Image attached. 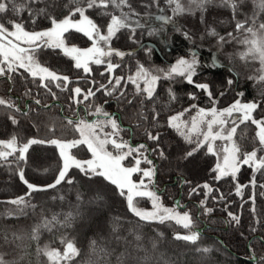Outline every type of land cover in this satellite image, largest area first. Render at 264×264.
I'll list each match as a JSON object with an SVG mask.
<instances>
[{"label":"trees","instance_id":"trees-1","mask_svg":"<svg viewBox=\"0 0 264 264\" xmlns=\"http://www.w3.org/2000/svg\"><path fill=\"white\" fill-rule=\"evenodd\" d=\"M19 2V0H17ZM67 0H61V8L56 10V14L61 16L64 14L62 4ZM187 4V0H184ZM133 7L139 12H145V9L140 6V0H132ZM33 7H44L43 4L34 5ZM161 7L167 9V5L161 0ZM153 15L157 14L155 7L149 9ZM170 10L166 12L169 13ZM253 12L252 0H246V3L241 8V13H247L249 16ZM27 12L21 14L22 18L27 20ZM92 18L98 23L104 22L107 18H101L96 13H90ZM206 20L201 23V13L196 12L195 15L184 14L175 17L177 23L183 29L191 34L192 37L200 41L195 44L194 41L184 39L181 33L175 31L172 25L166 26L165 32L159 36H148L147 32L141 36L137 32V39L143 41H152L156 48H152L150 57L144 54L142 48L135 51V55L125 56L123 60L113 56V63L122 64L121 68L116 69L115 75L127 77L130 73L136 70L137 62L145 65V67L158 68L166 67L172 64L178 57L187 54L191 50H197L200 56L202 66L196 70L193 80L196 83H207L213 96L216 97V107L225 106L236 99L242 101L261 100L260 93L264 92V84H257L253 80H249L250 76H258V69L261 67L258 60L249 59L247 62L240 59V53L246 51V46L239 43L243 40L245 33L235 31V21L232 18V13L229 9L218 6H209L208 10L203 14ZM245 17L238 14L237 19L243 20ZM264 21V15L260 17ZM154 20L150 21L154 27ZM159 23V22H158ZM50 26L46 20L41 17L35 25L36 30ZM29 27L32 26L29 24ZM215 28L221 36L227 37V33L232 32L236 40H230L222 47H217V37L207 35V28ZM127 32L122 31L116 38L112 40V44H118L120 49H131L138 45L131 43L127 39ZM69 44L76 46H87L90 41L80 33L73 32L66 41ZM213 54H216L217 62L221 67H211ZM41 61L50 69L55 70L58 74L67 75L71 83L67 88H60L53 82L49 85L51 92L46 88L39 87V81L33 83L31 77L22 79L16 76L13 82L7 79L0 78V97L7 99L9 96L16 100V103L23 111H28L27 116L20 113H14L18 125L14 126L7 118V109H0V140H7L12 134L20 137L21 141L28 138H36L40 140L60 139L67 140L76 138L79 133L74 131V127L68 124V119L77 120L83 117L87 120L93 119L95 116L87 115V112L94 111L96 105H102L104 110L119 115V123L123 128H131L132 132L124 131L121 137L124 140H130L131 144L137 145L140 143L148 144L150 148L156 145L149 141L144 135L146 128H151L153 132H160V145L165 152V159H160L158 154H151V159L154 161L157 173L154 176L155 188L159 195V199L163 204L175 205L174 200L179 196V210L189 212L193 218V230L200 233V238L196 245L187 243L182 240H175V233H187L188 230L177 225L175 221H165L163 224L159 222L144 223L138 220L131 212L128 211L126 199L117 194L114 185L105 181L100 177H92L89 179L79 169L71 168L69 170V178L74 180V184L69 185L62 182L54 189L47 191H37L31 194L28 199L31 204L36 205L35 209L28 207L23 210V214L9 217V210H15L16 206L0 203V236L7 234L9 239L12 238V233L25 237L23 241H17L22 245V249H15L13 254H19L22 250L30 255L26 258L31 264H47L46 257L40 256L37 258L36 247L37 242L27 239L31 234L32 228L40 223L42 217H51L53 213L63 214L69 211H76L75 205L77 193L82 196L80 203L81 215L76 218L71 228H57L53 233L47 231L41 232L39 246L43 247L49 244L53 248H62L59 243V238L62 235H67L70 239H75L76 245L81 249V254L77 258L76 264H82L84 260L89 258L88 244L91 239H96L98 242L106 246L110 251L114 249L113 255L108 259L111 264H117L116 257L120 253L129 254L125 260V264H137L134 257L145 255L144 252L135 250L136 241L133 235L129 234L130 230H135L142 235L141 243L148 249V254L153 257L151 264H162V260L170 261V264H247L245 255L247 245L251 242L255 246L256 255H264V247L256 243L253 237L264 236V188L256 187L255 189L249 185L252 178V170L247 165L241 167L237 173L236 180L233 181L230 177H225L219 181L215 180L214 173L211 169L214 167L215 156L207 154V148L204 147L195 152L193 156L184 159L187 151H190L195 144H188L180 137L174 129L167 126L168 116L172 113L181 112L184 109L190 108L192 104L198 107H209L212 103L208 96L203 91L189 84L181 77H176L173 80H163L158 82L156 89L155 105L152 102L147 103L143 109L140 106V98L136 99L133 106L129 107L126 103H118L116 99L104 96L102 92H98L94 98H90L82 103L74 101L71 89L81 87L84 90L88 88L99 87L100 83H108V74L101 76L100 73L105 70L104 65L90 64V74H86L82 69L74 67V61L64 56L59 50H45V53L40 57ZM229 68H233L235 73L229 72ZM27 76V74H25ZM231 77L234 83L229 87L226 83ZM97 81L95 85L91 81ZM63 81L61 84L63 85ZM9 88L12 89L9 92ZM171 88L176 95V99L170 101L167 89ZM31 90V95L26 96L24 93ZM224 95L221 96L220 92ZM244 92L243 97L237 96L238 92ZM133 87L128 86V94L131 96ZM55 94V96L52 95ZM195 94L197 99H189V94ZM35 99H39L41 103L35 104ZM83 100V97H79ZM108 102L105 104L104 101ZM45 105L48 107L46 108ZM155 106L156 111L160 113L159 127H152L151 116L152 108ZM197 107V108H198ZM196 108V109H197ZM185 113L184 118H189L196 110ZM143 112L148 119L140 120L136 115L138 112ZM256 118L264 116V104L253 114ZM140 123V127L136 124ZM256 128L250 122L239 124L236 134L233 139L240 145L242 152H248L255 147H258V141L255 138ZM112 149L111 145L107 146ZM114 151V149H112ZM72 154L80 159H88L90 153L86 147L72 149ZM258 155H264V151L258 152ZM11 159V158H10ZM125 165H132V159L123 162ZM62 166V160L59 156V151L54 145L50 144H34L30 147L27 154V162L22 163L24 168L25 178L36 185H47L53 183L58 170ZM141 167L147 168L149 165L142 164ZM16 164L11 167L0 164V201H8L17 196H24L28 191L25 184L17 174ZM138 174H133V179L136 180ZM188 181L190 183H184ZM208 183L214 191L209 193L206 200V205L213 208L214 211L205 215L203 209L198 205L201 200H205V190L197 188L196 193L189 195L192 188L197 185ZM236 183L249 185L242 190L241 195L236 194ZM256 184H264V174L256 173ZM218 190V191H217ZM224 194L227 201H218L212 197H219ZM255 194L256 218L261 221L256 224L254 217L250 211L253 204L248 200L250 196ZM64 196V200L59 199ZM97 196L102 197L96 200ZM56 199H53V198ZM137 205L148 207L149 199L146 197H137ZM245 201H248L245 203ZM225 203L228 204L225 210ZM243 205V206H241ZM176 206V205H175ZM231 211L240 216L241 223L237 227L234 222H230L228 212ZM119 218V231L113 233L112 228L117 223ZM250 226H255L257 231L252 233L249 231ZM163 233V236H159ZM243 233V235L241 234ZM115 235L127 238V242L121 241L117 243L114 239ZM156 240L158 247L155 251L151 249L150 241ZM3 241L0 240V244ZM24 245L28 247L23 248ZM211 247L213 249L210 257L205 260L202 254L197 253L195 248ZM14 245H5L2 249L6 252H12ZM9 259L12 257L9 256Z\"/></svg>","mask_w":264,"mask_h":264},{"label":"snow or ice","instance_id":"snow-or-ice-1","mask_svg":"<svg viewBox=\"0 0 264 264\" xmlns=\"http://www.w3.org/2000/svg\"><path fill=\"white\" fill-rule=\"evenodd\" d=\"M167 5L161 7V0H140V6L145 9V12H139L133 7L132 0H67L62 4L64 14L58 16L56 10L61 8V0H0V78L7 79L10 83L14 81L16 76L22 79L31 77L33 83L39 81V87L48 89L51 92L49 85L53 82L57 87L67 88L71 83L69 76L58 74L55 70L50 69L40 59L45 53V50H59L61 54L74 61L76 69H82L84 73L90 74V64L104 65L105 70L100 73L101 76L108 74V83H100L99 87L88 88L87 90L81 87L71 89L73 99L76 103H82L90 98H94L98 92H102L104 96L114 98L118 103H126L129 107L133 106L137 98H140V106L143 107L152 102L155 105L157 84L163 80H173L176 77H181L187 83L194 85L195 88L207 94L209 101L213 107L209 109L198 108L195 116L190 120L182 119L185 113L196 109L198 106L192 104L190 108L184 109L174 115H170L167 119V126L175 130V132L184 139L188 144H195L190 151L184 155V159L193 156V154L200 149L206 147L207 154L217 157V162L211 169L214 173V179L219 181L225 177H230L233 181L236 180L237 173L241 167L247 165L252 170V178L249 185L252 188H264V184H256V173L264 174V155H258V152L264 151V116L256 118L253 114L264 104V92L260 93L261 100H252L249 102H242L241 99L234 100L228 107L218 110L215 107L216 97L213 96L210 87L207 83H196L193 77L196 74L197 65L199 61L197 54L193 51L190 53V58L179 57L168 68H151L145 67L144 64L137 62L136 70L130 73L127 77L115 75V71L122 67L120 63H113L112 57H119L121 61L125 56L135 55L133 51H121L113 48L112 40L118 36L122 31L127 32V39L138 45L148 57L152 55L153 49L147 45H143L142 41L137 39V32L141 36L146 31L148 36H159L165 32L166 26L172 25L176 32L181 33L184 39L191 41L192 36L179 25L175 17L184 14L195 15L196 12L201 13V23L206 24L204 13L209 6L224 7L231 11L232 18L235 21V31L245 33L243 40L239 43L246 46V51L240 53V59L247 62L249 59L258 60L261 67L258 69L260 73L258 76H250L249 80L255 81L257 84H264V21L260 17L264 15V0H252L253 12L249 16L247 13H241L242 6L246 0H187V4L183 0H163ZM43 4L44 7H33L34 5ZM155 7L157 14L153 15L149 9ZM170 10L171 15L166 14ZM27 12V20L23 19L21 14ZM96 13L101 18H107L106 21L98 23L92 18L90 13ZM238 14L244 15V19H237ZM43 17L50 26L36 30L35 25L38 20ZM159 22V27H153L150 21ZM29 24L32 26L29 27ZM80 33L86 37L91 46L88 48H79L75 45L69 46L66 42L70 35ZM207 35L217 37V47L220 48L230 40H236L232 32L227 33V37L221 36L217 33L215 28L208 27ZM217 62L216 54H213L211 67H221ZM230 73H234L237 78L238 73H235L233 68H229ZM27 74V76H25ZM63 81V85L61 84ZM92 84L98 83L91 81ZM227 85L231 87L234 80L229 77L226 81ZM133 87L131 96L128 94V86ZM12 89L9 88V92ZM170 101L176 99L175 93L171 88L167 89ZM26 96L31 95V90L24 93ZM55 96L54 93H52ZM223 96L224 92L221 91ZM83 97L80 100L79 97ZM237 96L243 97L244 92H238ZM189 99H197L195 94L190 93ZM35 104L39 105L41 101L35 99ZM108 101L105 100L106 104ZM47 108L48 106L45 105ZM0 109L9 110L7 114L8 120L12 125H18L14 113H20L23 116L28 115V111H23L16 100L9 96L7 99L0 97ZM153 115L151 116L152 127H159L160 113L156 111L155 106L152 108ZM233 113H239L240 116L233 118ZM90 116L103 117V119H68V124L74 127V131L79 133L78 139L60 140L49 139L40 140L36 138H28L21 141L20 137L15 133L7 140H0V164L11 167L16 164L18 175L23 184L27 187V192L24 196H17L8 201H0V203H7L15 205V210H9L7 215L9 217L16 216L18 213L23 214L25 208L31 207L35 209L36 205L31 204L28 197L37 191H47L54 189L62 182L69 185L74 184V180L69 178V170L71 168L79 169L86 177H100L105 181L114 185L117 194L126 199L128 211L131 212L139 221L144 223L159 222L163 224L165 221H175L183 229L188 230L187 233H175V240H182L187 243L196 245L200 238V233L193 230L194 222L189 212H178L175 208H166L159 202V195L154 190L155 182L154 176L157 169L154 161L150 158L151 154H158L160 159H165V152L160 145V132H153L151 128H146L144 135L149 141L155 143L154 148H150L148 144L140 143L137 145L131 144L130 140H124L121 133L124 131L132 132L131 128L125 129L118 122L119 115L109 113L104 110L102 105H96L94 111L86 113ZM138 119L147 120L148 117L144 113L138 112L136 114ZM250 122L255 125V140L258 141V147L253 148L250 152H242L240 145L233 139L236 134L239 124ZM231 123V128H225V125ZM140 123L136 127H140ZM110 129V131H105ZM223 141L224 144L219 148L216 146V141ZM34 144H50L54 145L62 160V166L58 170L53 183L47 185H36L29 182L25 178L24 168L22 163L27 162V154L30 147ZM111 145L113 151H109L107 146ZM86 147L91 154L90 159H77L72 154V149H79ZM11 158V159H10ZM132 159L131 166H124V161ZM142 164H147L149 167H141ZM133 174H139V180L133 179ZM147 181V183H146ZM184 183H190L183 181ZM249 185H242L236 183V194L241 195L242 190ZM202 187L205 192V200H201L198 207L203 209L205 215L211 214L214 209L206 205V200L209 193L214 189L208 184L197 185L196 188L190 190L189 195L196 193L197 188ZM218 191V190H217ZM264 195V192L261 193ZM137 197H146L152 202V211L141 209L137 205ZM53 199H56L55 197ZM61 201L64 196H60ZM76 199L78 201L75 205L76 211H69L63 214L53 213L51 217H42L40 223L36 224L31 234L27 239L37 242L36 255L46 257L47 264H76L77 258L81 254V249L77 247L75 239L68 238L67 235H62L59 238V243L62 248H53L49 244L39 246V240L42 231L53 233L57 228H71L73 222L81 215L80 203L82 196L77 193ZM96 200L102 199L97 196ZM214 200L227 201V197L221 194L219 197H212ZM248 200L253 204L250 209L255 223L260 224L261 221L256 218L255 208V194L250 196ZM248 201H245L247 203ZM243 206V205H241ZM180 207L179 204L176 205ZM228 204L225 203V210ZM228 217L230 222L239 227L241 223L240 216L229 211ZM119 218L117 223L112 228V232L118 233ZM249 231L255 233L257 228L250 226ZM130 235L134 236L135 250L137 252H144L145 255L134 257L137 264H151L153 257L148 254V249L141 243L142 235L129 231ZM243 235V233H241ZM163 236V233H159ZM24 236L12 233V238L9 239L7 234L0 236L3 241L0 244V249L5 245L12 246V252L0 250V264H25L26 258L30 255L26 251H21L19 254H13L15 249H22V245L17 241H23ZM114 239L117 243L121 241L127 242L126 237L115 235ZM259 245L264 247V236L253 237ZM151 249L155 251L158 247L156 240L150 241ZM28 247L24 245L23 248ZM89 258L84 260L82 264H111L108 259L113 255L114 249L109 250L102 243L96 239H91L88 244ZM197 253L202 254L205 260L210 257L213 249L211 247L195 248ZM129 254L120 253L116 257L117 264H125V260ZM12 258L9 259L8 257ZM247 264H264V255H256V249L253 243L247 245V252L245 255ZM28 264L31 261L28 260ZM162 264H170L168 260H162Z\"/></svg>","mask_w":264,"mask_h":264},{"label":"rangeland","instance_id":"rangeland-1","mask_svg":"<svg viewBox=\"0 0 264 264\" xmlns=\"http://www.w3.org/2000/svg\"><path fill=\"white\" fill-rule=\"evenodd\" d=\"M183 2H184V0H183ZM185 3V2H184ZM168 15H171V11L169 12V13H167ZM176 21H177V19H175ZM154 27H159V23L158 22H155V25H154ZM192 41H194L195 42V44H199L200 43V41L198 40V39H196V38H194V37H192ZM69 44V43H68ZM72 45H74V44H69V46H72ZM76 46V45H75ZM91 46V42H90V44L89 45H87V46H77V47H79V48H82V49H84V48H88V47H90ZM112 47H115V48H118V49H120L121 48V46L120 45H118V44H112L111 45ZM141 48V47H140ZM195 52L196 54H197V59H198V61H199V64L197 65V69H199L201 66H202V63H201V60H200V56H199V53H198V51L197 50H191L190 52H188L187 54H185V55H182V56H180V57H185V58H190V53L191 52ZM179 58V57H178ZM177 58V59H178ZM176 59V60H177ZM175 60V61H176ZM174 61V62H175ZM173 62V63H174ZM172 63V64H173ZM171 64H169V65H166V67L164 66V67H158V68H168L169 66H170ZM135 72V71H134ZM242 102H249V101H242ZM232 103V102H231ZM231 103H229V104H227V105H225V106H222V107H216L218 110H222V109H224V108H226V107H228ZM211 107H213V105H211V106H209V107H198V108H205V109H209V108H211ZM198 108L191 114V116L189 117V118H182V119H184V120H190L191 119V117L192 116H195L196 115V113H197V111H198ZM176 113H178V112H176ZM176 113H172L171 115H174V114H176ZM170 116V115H169ZM168 116V117H169ZM240 116V114L239 113H233V117L232 118H230V119H233V118H237V117H239ZM80 118H83V117H80ZM79 118V119H80ZM83 119H85V118H83ZM94 119H103V117H94L93 119H89V121H91V120H94ZM233 125L231 124V123H229V124H227V125H225V128H231ZM105 131H110V129H106ZM79 138V135L76 137V138H72V139H78ZM72 139H67V140H72ZM216 143V146L219 148L221 145H223L224 144V142L223 141H216L215 142ZM109 151H112V149H108ZM253 150V149H252ZM252 150H250V151H252ZM250 151H248V152H250ZM114 152V151H113ZM77 159H80V158H78V157H76ZM91 158V154H90V157L88 158V159H90ZM81 160H85V159H81ZM217 162V157L215 156V163ZM215 163H214V165H215ZM124 166H131V165H125L124 164ZM139 178H140V176H139V174H138V177H137V181L139 180ZM146 183H147V181H146ZM159 202H160V204L161 205H163V207H166V208H175L176 209V211H178V212H181V213H183V212H186V211H184V210H179L175 205H177V204H175V205H166V204H163L161 201H160V199H159ZM179 204V203H178ZM149 205L150 206H148V207H145V206H141V205H138V207L139 208H141V209H144V210H147V211H152L153 209H152V202H151V200H149Z\"/></svg>","mask_w":264,"mask_h":264},{"label":"water","instance_id":"water-1","mask_svg":"<svg viewBox=\"0 0 264 264\" xmlns=\"http://www.w3.org/2000/svg\"><path fill=\"white\" fill-rule=\"evenodd\" d=\"M142 44H143V45H150V46L156 48V45H155L152 41H149V40L143 41ZM113 48H115V47H113ZM139 48H140V47L137 46V47H135V48H131V49H118V48H115V49H118V50H121V51H135V50H137V49H139ZM156 49H157V48H156ZM174 203H175V204H178V203H179V196H178L177 198H175Z\"/></svg>","mask_w":264,"mask_h":264}]
</instances>
